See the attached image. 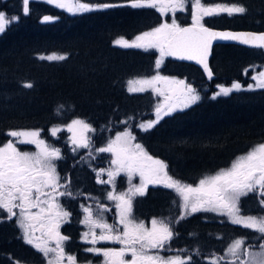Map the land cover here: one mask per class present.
Here are the masks:
<instances>
[{
    "label": "trees",
    "instance_id": "trees-1",
    "mask_svg": "<svg viewBox=\"0 0 264 264\" xmlns=\"http://www.w3.org/2000/svg\"><path fill=\"white\" fill-rule=\"evenodd\" d=\"M80 2L120 6L69 15L43 0H32L29 14L24 15L20 7L19 20L0 35V145L9 141L10 131L38 130L40 138L51 142V129L74 119L110 133L122 121L153 119L157 100L149 93H129L126 87L134 78L154 74L158 54L153 50L115 46L114 41L119 38L131 41L169 22L172 16H162L153 8H132L130 0ZM205 2L246 9L244 14L205 17V26L264 32V0ZM11 3L16 6L14 1ZM8 4L0 2V11L11 13ZM44 16L53 20L43 22ZM174 18L181 27L191 24V9L188 6ZM48 55H64L66 59H40ZM262 64L264 55L259 49L215 46L210 59L213 77L205 80L194 66L167 58L160 69L163 75L185 79L198 91L208 89L196 104L164 117L148 131H133L131 127L136 142L149 155L164 161L169 175L184 184L195 185L205 176L228 168L238 156L264 143V89H246L252 82L251 69ZM234 82H239L242 90L216 99L210 97L216 86L231 87ZM26 83L32 87H24ZM132 123L136 127L135 121ZM105 144L95 139L93 147ZM78 155L74 158L65 155L57 165L59 174L68 175L73 187L84 188V193L98 195L99 200L101 197L106 202L109 186L93 183L98 173L109 168L111 155L102 153L93 161ZM99 179L106 177L99 175ZM116 181L125 184L123 177ZM122 191L118 188L116 193ZM260 199L256 193L242 197L241 214H263ZM70 212V223L61 231L69 238L64 246L79 262H84L87 256L81 252L78 239L82 219L76 207ZM131 212L136 222L161 218L173 223L175 235L164 255L175 252L184 258L192 256V264H208L210 258L222 256L236 238H244L249 245L263 242L258 234L211 212L192 213L180 220L183 211L174 193L158 185L147 186L143 196L133 198ZM0 217V264H43L44 257L23 242L15 222L6 216L2 220V214ZM108 221L112 222V212ZM197 250L198 254H194Z\"/></svg>",
    "mask_w": 264,
    "mask_h": 264
},
{
    "label": "snow or ice",
    "instance_id": "snow-or-ice-1",
    "mask_svg": "<svg viewBox=\"0 0 264 264\" xmlns=\"http://www.w3.org/2000/svg\"><path fill=\"white\" fill-rule=\"evenodd\" d=\"M70 14L89 12L95 8H110L120 5L102 4L92 6L80 0H46ZM22 12L29 14L30 0H21ZM191 5V25L181 27L175 13L185 11L186 5ZM132 8H153L162 16L171 12V23L164 22L151 31L137 35L129 42L126 39H117L115 44L123 48H137L143 50L155 49L160 58L156 60L159 69L164 57L169 56L178 60L195 61L201 65L209 79L212 71L208 66V56L213 41H235L252 48L264 50V33H233L214 31L204 24L205 17L226 14H244L245 7L238 5L225 6L219 3L208 4L205 0H130ZM19 20L18 16L8 17L0 12V34L6 28ZM53 17L44 16L43 22H50ZM41 60H64V55L41 56ZM255 85H249L247 90L264 89V71L251 77ZM163 82L168 85L167 93L156 87ZM129 92H145L149 88L160 96H164V103L158 104L155 109L156 119L141 123L139 128L148 131L155 127L165 116L175 112H182L196 104L200 95L195 88L184 80L169 78L159 74L150 79L129 81ZM132 85H139L133 87ZM31 88V83L24 84ZM242 90L239 82L231 87L219 86V91L213 96H229L234 91ZM126 123V122H125ZM68 138L75 149H89L91 140L86 135L95 129L83 120L75 119L67 125ZM60 128L51 129L55 137ZM8 136L16 138L0 145V210L7 213V218L16 217V223L22 231L24 242L32 246L45 259L47 264H77V258L66 254L64 242L69 238L60 233L59 228L64 217L70 214L63 210L58 203V197L71 196L67 183H60L56 160L62 159L59 148L52 147L40 139V131H10ZM135 136L130 131L117 133L114 140H109L105 147L97 149L99 153H111V164L114 169L107 172L108 180L99 179L97 183H111L120 173H125L129 181L139 175L140 184L133 185L127 193L119 195L108 194L109 200L117 201L118 224L105 223L102 219H93L92 212L85 208L83 223L88 226V232L83 234L84 242L93 247L86 252L95 253L104 258L102 264H192V256L187 258L180 255H161L166 246L174 237L171 223L165 220L151 221L148 228L143 222H136L131 217L132 198L145 194L149 184L160 185L173 190L180 198L179 207L183 210L179 219L187 215L204 211L214 212L226 216L233 225H239L251 230L264 240V215H241L239 203L242 197L256 193L260 199V207L264 208V143L253 146L245 154L238 156L229 168L219 170L215 175L205 176L193 187L174 179L169 175L168 165L156 159L144 149L140 143H133ZM17 144L35 145L37 151H20ZM18 209V212L15 211ZM35 209V211H33ZM178 223L179 221H175ZM100 229L97 235L95 229ZM40 235L37 236L36 233ZM89 237H91L89 239ZM99 242L121 245L119 248H97ZM171 251L170 248L167 249ZM198 254V250L197 253ZM130 256V259L125 257ZM264 264V243L249 245L244 238H236L227 246V250L219 258H210L208 264Z\"/></svg>",
    "mask_w": 264,
    "mask_h": 264
},
{
    "label": "rangeland",
    "instance_id": "rangeland-1",
    "mask_svg": "<svg viewBox=\"0 0 264 264\" xmlns=\"http://www.w3.org/2000/svg\"><path fill=\"white\" fill-rule=\"evenodd\" d=\"M17 1H19L18 2V9L16 8V6L14 5V4H12V3H10V5L8 4V9H9V11H16V10H18V12H19V8L21 7L22 8V3H21V0H17ZM31 1V0H30ZM44 2H46V0H43ZM0 2L1 3H4V2H6V0H0ZM70 2H73V0H70ZM47 3V2H46ZM49 4V3H48ZM50 6H52V7H54V8H57V9H61V8H58V7H56L54 4H49ZM189 6V8L191 9V5H190V3L189 4H187L186 5V9H187V7ZM95 9H97V8H95ZM94 9V10H95ZM61 10H63V9H61ZM63 11H65V10H63ZM186 11V10H185ZM21 12H22V10H21ZM65 12H67V11H65ZM177 12H181V11H177ZM176 12V13H177ZM184 12V11H183ZM69 15H79L80 13H76V14H70L69 12H67ZM84 13V12H83ZM175 13V14H176ZM5 14L8 16V17H11V16H17V15H12V13H9L8 11L7 12H5ZM168 14H170L172 17H171V20L168 22V23H171V21H172V19H173V14L171 13V12H169ZM167 15V14H166ZM163 16H165V15H163ZM228 16V15H227ZM16 23V22H15ZM164 23V22H163ZM12 24H14V23H12ZM12 24H10L9 26H11ZM9 26H8V28H9ZM6 30H7V28H6ZM148 31H151V30H148ZM1 35V34H0ZM119 39H122V38H119ZM135 39V38H134ZM133 39V40H134ZM116 41V40H115ZM115 41H114V45L115 46H117L116 44H115ZM129 42H131L130 40H128ZM151 50H153V51H155L158 55H157V57H156V60L157 59H159L160 58V54H159V52L157 51V50H155V49H151ZM144 51H146V50H144ZM148 51V50H147ZM49 56V55H48ZM167 58H170L169 56H165L164 57V60H163V63L161 64V66H160V68L159 69H157L156 68V63H155V68H154V70H155V72H154V74H152V75H150V76H148V77H138V78H134V79H132V80H130V81H135V80H140V79H150L152 76H154V75H157V74H159V75H161V76H165V75H163L161 72H160V69H161V67H162V65L164 64V62L167 60ZM156 62V61H155ZM261 71H264V64H262L260 67H253L252 69H251V72H252V76H254V75H258L259 74V72H261ZM169 78H175V79H178V78H176V77H169ZM179 80H181V79H179ZM255 81H253L252 80V82H251V84H249V85H255ZM249 85L246 87V89H248L249 88ZM133 87H139V85H132ZM129 87H130V85H129V82L127 83V87H126V90H127V92H129ZM157 88H159L161 91H164L165 93H167V89H168V85H165V84H163V85H161V86H156ZM225 87V86H224ZM208 88H206V87H204L203 89H202V91H198L197 89V92L199 93V95H200V97L202 98V93L205 91V90H207ZM215 93L214 94H212L210 97H213V96H215V94L219 91V86H216L215 87ZM255 90H259V89H255ZM251 91H253V90H251ZM129 93H142V94H144V93H149L155 100H157L156 102H155V104H154V108H153V111H152V114H153V119L152 120H149V119H145V120H140V119H138V120H131V122H126L125 123V121H122V122H120L117 126H116V129H114L113 130V132H108V130H103V129H95V131L94 132H90V133H87L86 135L90 138V140H91V143H94V140L96 139H98V140H100V142H103V143H106L105 144V146L107 145V143H108V141L109 140H114L115 139V136H116V134L117 133H120V132H123V131H125V130H127V131H130L131 133H132V131H131V127H132V130L133 131H135L136 129V131H140V132H145V131H142L140 128H139V125L141 124V123H147L148 121H154L155 119H156V115H155V109H156V106L158 105V104H162V103H164V96H160V95H157V94H155L153 91H152V89L151 88H149L148 90H146L145 92H129ZM217 97H225V96H223V95H221V96H217ZM216 97V98H217ZM201 98H200V100H201ZM179 112V111H178ZM166 117V116H165ZM75 120V119H74ZM73 120H71L68 124H66V125H63V126H57V128H60L61 129V131H59L58 133H57V135L55 136V137H53L52 135H51V133H50V139H51V142H46L47 144H49L50 146H52V147H56V148H59V149H65L66 150V152L68 153V155H70L71 157H75V156H77V154H83V155H79V156H83V157H85V158H87L88 160H90V161H93L94 159H98L99 158V155H101L102 153H99L98 151H97V149H94V148H89V149H84V148H78V149H75V150H73L74 148H75V146L74 145H72L71 144V142H70V140L68 139L71 135H72V133H70V132H68L66 129H67V125H69L71 122H72ZM135 121V126L136 127H133L134 125V123H132V122H134ZM152 129V128H151ZM29 131H32V130H29ZM132 135L134 136V134L132 133ZM40 138V137H39ZM40 139H42V138H40ZM9 140H12V139H9ZM133 143H137L136 142V140H134L133 141ZM28 145H31V144H17V146H19V147H21V146H24V148L25 147H28ZM66 146V147H65ZM104 146V147H105ZM65 147V148H64ZM29 152H32V153H34V152H36L37 151V149H36V147H35V145H32V148H31V150H28ZM108 154H110L111 155V153H108ZM111 157V159L110 160H112V156H110ZM57 162V160L54 162V163H56ZM231 166V165H230ZM229 166V167H230ZM114 165H112V164H110V166H109V168H107V169H105L103 172H101L100 173V176H104V177H106V180H103V181H107L108 180V175H107V172H108V170H110V169H114ZM228 167V168H229ZM217 173V172H216ZM216 173H214V174H212V175H215ZM68 175H66V177H64V178H62V177H60V183L61 184H65V183H67V189H65V188H60L59 189V191H70L71 193H72V195L71 196H68V195H65V196H63V197H60V198H58V203L61 205V207H64V208H66L65 206H64V204H63V199H66V201H67V203L69 202V201H73V202H75V203H80L81 204V206H80V211H78L79 213H80V216H81V219H82V225H83V229H82V231H81V234H80V237H79V241L80 242H83V243H85L84 242V237H83V234L85 233V232H88V226L87 225H85L84 223H83V221H84V219H85V216H86V213H85V211H84V209L85 208H88L91 212H92V214H93V219H97V218H100V219H102L105 223H107V224H110V225H114V226H116L117 228L118 227H121L122 228V226L121 225H119L118 224V220H119V217H118V215H117V208H116V204H117V201H115V200H107L106 201V199L108 198V194L111 192V193H113V195H119V194H121V193H127L128 192V190H129V188H131L133 185H139L140 184V177H139V175H135V176H133L132 177V179H131V181H129V179H128V176L125 174V173H120L119 175H117L116 177H115V179H114V181L113 182H111V183H99L100 185H105V186H109V190H108V194H107V198H105L104 199V201H106V202H103V199H101V197H100V200H99V197L97 198V197H93V195L92 194H86V193H84V188L82 189H78V187L76 188V187H73L71 184H70V180L68 179V177H67ZM207 176H209V175H207ZM118 177H123V179L125 180V184H124V182H121V181H116V179L118 178ZM62 178V179H61ZM119 183H121V185H119ZM198 183H199V181H197V183L195 184V185H192L193 187H195V186H197L198 185ZM119 185V186H118ZM151 184H149L148 186H150ZM158 186H160V185H158ZM122 189L123 191L122 192H119V193H116V191H117V189ZM167 189V188H166ZM169 190H171V189H169ZM146 191V190H145ZM173 193H174V196H175V199H176V202H179V204H180V198L177 196V194L173 191V190H171ZM95 196V195H94ZM137 196H140V195H137ZM137 196H135V197H137ZM135 197H133V198H135ZM132 198V199H133ZM96 200H98L97 202H96ZM66 203V204H67ZM97 203V204H96ZM99 204V205H98ZM180 208V207H179ZM181 209V208H180ZM182 210V209H181ZM15 211H17L18 212V209L17 210H15ZM33 211H35V209H33ZM183 211V210H182ZM110 212H112V222H109L108 221V216H109V213ZM68 213H69V211H68ZM196 213H206V212H204V211H200V212H196ZM211 213H214V212H211ZM242 213V212H241ZM216 216H218V217H220V218H226V221L227 222H229L228 221V218L226 217V216H221V215H218V214H216V213H214ZM1 215V214H0ZM6 217H5V216ZM131 215H132V212H131ZM242 215V214H241ZM255 215H257V216H259V215H264V213L262 214V212H258V213H256ZM3 217H5V218H7V213L5 212V213H3L2 214V220L4 219ZM1 218V217H0ZM67 219V217H65V219L63 220L62 219V222H64L65 220ZM153 219H151V221H152ZM156 220H162L161 218L160 219H156ZM151 221H149L148 223H146V222H143L144 224H145V226L146 227H148V228H150L151 227ZM0 223H1V221H0ZM230 223V222H229ZM231 224V223H230ZM171 225L173 226V223H171ZM171 226V227H172ZM17 227H18V225H17ZM18 231H19V233H20V235H21V238H22V231H21V229L18 227ZM95 231H96V233H97V235H99V233H100V229H95ZM36 235L37 236H39L40 235V233L39 232H37L36 233ZM91 237H89V239H90ZM22 240H23V238H22ZM23 242H24V240H23ZM25 243V242H24ZM99 243H105V242H99ZM99 243H97L94 247H98V244ZM262 243H264V240H263V242ZM26 244V243H25ZM28 245V244H27ZM88 245H90V244H88ZM118 245V244H117ZM252 245H258V244H252ZM91 246H93V245H91ZM120 247H121V245H120ZM101 248H105V247H101ZM227 250V247L225 248V250H224V252ZM165 252V251H164ZM164 252H162L161 253V255H164ZM224 254V253H223ZM169 254H167V255H164V256H168ZM173 255H177L175 252H173ZM212 256V255H211ZM215 258H219L220 256H214ZM221 263H223V261H221ZM43 264H47V262H46V259H45V261H44V263ZM64 264H68V262H67V260H65V262H64Z\"/></svg>",
    "mask_w": 264,
    "mask_h": 264
},
{
    "label": "flooded vegetation",
    "instance_id": "flooded-vegetation-1",
    "mask_svg": "<svg viewBox=\"0 0 264 264\" xmlns=\"http://www.w3.org/2000/svg\"><path fill=\"white\" fill-rule=\"evenodd\" d=\"M11 1H14V3L16 4V8L18 9V2H19V1H17V0H6V2L9 3V5H10ZM0 12H4V13H5V11H0ZM11 13H12V15H17V16H18V14H19L18 10H16V11H11ZM64 177H66V176H62V178H64ZM62 178H61V179H62ZM85 183H86V184H85L86 186H89V185H90V184H88L87 182H85ZM93 185H96V186L99 185V183H97V176L95 177V181H94ZM93 197H97V198H98V195H96V196L93 195ZM58 198H60V197H58ZM63 201H64L63 204H64V206L66 207V208L62 207L64 211L68 212L69 209L74 208V207H76V209H77L78 211L81 210V209H80V206H81L80 203H75V202H73V201H69V202L67 203L66 199H63ZM97 201H98V200H96V202H97ZM66 203H67V204H66ZM96 204H97V203H96ZM98 205H99V204H98ZM3 213H5V212H3ZM69 218H70V216H68L67 219H66L64 222H61V224H60V228H59L60 233H61L62 229L65 228V226L69 225V223H70ZM64 219H65V217L63 218V220H64ZM118 228H121V227H118ZM121 229H122V228H121ZM79 237H80V236H79ZM79 237H78V239H79ZM79 244L81 245V247H79V248L81 249V252H83V253L87 256V258H86V260H85L84 262H79V261L77 260V264H102V262H103V260H104V258H103L102 256H100V255H96L95 253H89V252H86V251H85L86 248H88V247H93V246L88 245L87 243L80 242V241H79ZM31 247H32V246H31ZM101 247H105V248H119L120 245L112 244V243H106V242H105V243H99V244H98V247H97V248H101ZM32 248H33V247H32ZM64 248H65V246H64ZM65 252H66V254H70V252H68V251L66 250V248H65ZM70 255H73V256L76 257V255H74V254H70ZM76 258H77V257H76ZM125 258H126V259H130L131 257L128 256V257H125Z\"/></svg>",
    "mask_w": 264,
    "mask_h": 264
},
{
    "label": "water",
    "instance_id": "water-1",
    "mask_svg": "<svg viewBox=\"0 0 264 264\" xmlns=\"http://www.w3.org/2000/svg\"><path fill=\"white\" fill-rule=\"evenodd\" d=\"M188 26H190V25H187V26H184V27H188ZM210 29H212V28H210ZM212 30H214V31H222V32H233V33H242V32L243 33L250 32V33H256V34L264 33V32H253V31H246V30L237 31V30H230V29H212ZM218 45H234V46H239V47H243V48H247V49H256V48H252V47H249V46H246V45H243V44H239L238 42H235V41H219V40L213 41V44H212V47H211V50H210V54L208 56V66H209V68H210V63L209 62H210V58H211L212 48L215 47V46H218ZM262 52H263V55H264V50H262ZM173 59L178 61V62H180V63L190 64V65L198 68L201 71V73L204 76V78L207 79V80H210L208 75H207V73L204 71L203 67L201 65L197 64L195 61L178 60V59H175V58H173ZM210 70H211V68H210ZM212 77H213V74H212ZM163 84L164 83L161 82V83L157 84L156 86H161ZM11 138H13V137H11Z\"/></svg>",
    "mask_w": 264,
    "mask_h": 264
}]
</instances>
